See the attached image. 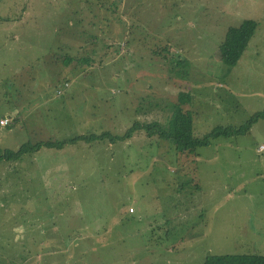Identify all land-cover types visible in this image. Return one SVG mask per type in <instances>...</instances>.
<instances>
[{
    "label": "rangeland",
    "instance_id": "374dc122",
    "mask_svg": "<svg viewBox=\"0 0 264 264\" xmlns=\"http://www.w3.org/2000/svg\"><path fill=\"white\" fill-rule=\"evenodd\" d=\"M245 20L226 66L219 45ZM179 92L196 136L264 110V0H0L1 150L165 124ZM261 144L264 120L193 160L140 130L0 161V264L264 255Z\"/></svg>",
    "mask_w": 264,
    "mask_h": 264
},
{
    "label": "trees",
    "instance_id": "16d2710c",
    "mask_svg": "<svg viewBox=\"0 0 264 264\" xmlns=\"http://www.w3.org/2000/svg\"><path fill=\"white\" fill-rule=\"evenodd\" d=\"M256 27L257 23L255 21L245 20L239 26L227 29L218 50L219 57L226 66L232 67L237 63ZM190 100L189 94L179 92L176 100L169 105L170 115L165 124L158 121L147 123L135 121L122 134H113L109 131L90 132L89 134L77 135L63 142L48 140L35 144L24 143L17 150L0 149V161L15 162L20 160L26 153L36 152L42 147L59 149L65 144L72 145L78 142L87 144L102 141H108L109 143L123 142L133 137L140 130H143L148 137L157 136L159 139L171 143L179 154H185L190 160H193L200 155V147H208L219 137L229 138L244 135L257 121L264 120V110H261L251 114L241 125L218 126L209 132L196 136L193 131L192 115L187 107ZM202 264H264V255H207Z\"/></svg>",
    "mask_w": 264,
    "mask_h": 264
},
{
    "label": "crops",
    "instance_id": "0c3cea01",
    "mask_svg": "<svg viewBox=\"0 0 264 264\" xmlns=\"http://www.w3.org/2000/svg\"><path fill=\"white\" fill-rule=\"evenodd\" d=\"M253 125H254V124H253ZM252 129H253V126L251 127L250 130H252ZM250 130H249V131H250ZM249 131H248V132H249ZM260 146H262V149H260ZM263 151H264V146H263V144H261V145H259L258 148L256 149V152H257V153H263ZM198 158H199V156H198ZM196 161H197V160H196Z\"/></svg>",
    "mask_w": 264,
    "mask_h": 264
},
{
    "label": "built area",
    "instance_id": "2783aa9c",
    "mask_svg": "<svg viewBox=\"0 0 264 264\" xmlns=\"http://www.w3.org/2000/svg\"><path fill=\"white\" fill-rule=\"evenodd\" d=\"M3 121L5 122L4 124H2L3 123ZM7 118L6 119H2V120H0V123H1V125H5V124H7ZM261 148H262V146H261ZM130 211H132V208H130Z\"/></svg>",
    "mask_w": 264,
    "mask_h": 264
}]
</instances>
